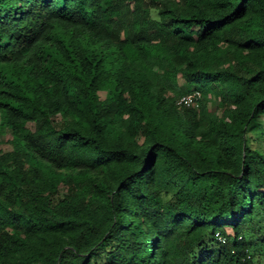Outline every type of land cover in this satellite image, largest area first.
<instances>
[{
    "label": "trees",
    "instance_id": "16d2710c",
    "mask_svg": "<svg viewBox=\"0 0 264 264\" xmlns=\"http://www.w3.org/2000/svg\"><path fill=\"white\" fill-rule=\"evenodd\" d=\"M0 138V264H264V0H0Z\"/></svg>",
    "mask_w": 264,
    "mask_h": 264
},
{
    "label": "built area",
    "instance_id": "2783aa9c",
    "mask_svg": "<svg viewBox=\"0 0 264 264\" xmlns=\"http://www.w3.org/2000/svg\"><path fill=\"white\" fill-rule=\"evenodd\" d=\"M202 99V93L200 91H196L192 94L185 95L181 97L177 105L179 107L186 108H199ZM218 239L220 242L225 243V238L218 234Z\"/></svg>",
    "mask_w": 264,
    "mask_h": 264
},
{
    "label": "rangeland",
    "instance_id": "374dc122",
    "mask_svg": "<svg viewBox=\"0 0 264 264\" xmlns=\"http://www.w3.org/2000/svg\"><path fill=\"white\" fill-rule=\"evenodd\" d=\"M210 108L212 109V110H214L215 108H216V103H212V104H210ZM6 138V137H5ZM1 139V138H0ZM262 145H264L263 143H262ZM62 193V192H61Z\"/></svg>",
    "mask_w": 264,
    "mask_h": 264
}]
</instances>
